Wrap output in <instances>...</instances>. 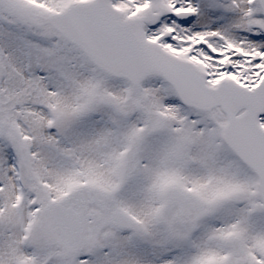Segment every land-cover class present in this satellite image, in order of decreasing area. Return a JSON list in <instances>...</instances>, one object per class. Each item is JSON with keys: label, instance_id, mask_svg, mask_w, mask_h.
I'll return each mask as SVG.
<instances>
[{"label": "snow or ice", "instance_id": "obj_1", "mask_svg": "<svg viewBox=\"0 0 264 264\" xmlns=\"http://www.w3.org/2000/svg\"><path fill=\"white\" fill-rule=\"evenodd\" d=\"M0 264H264V0H0Z\"/></svg>", "mask_w": 264, "mask_h": 264}]
</instances>
